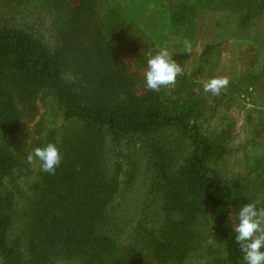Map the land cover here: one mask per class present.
Here are the masks:
<instances>
[{"label": "trees", "instance_id": "trees-1", "mask_svg": "<svg viewBox=\"0 0 264 264\" xmlns=\"http://www.w3.org/2000/svg\"><path fill=\"white\" fill-rule=\"evenodd\" d=\"M100 1L0 0V264L70 259L82 264L135 263L136 255L128 254L127 262L108 233L106 209L117 182L106 176L97 139L104 129L119 141L131 133L167 127L186 135L192 149L177 178L162 162L157 164L167 197L164 228L170 225L169 230L176 227L182 236L189 235L198 212L208 205L228 264H246L233 229L250 192L264 189V158L253 183L214 169L211 163L223 153V144L200 133L193 104L171 106L165 101V87L137 93L139 77L129 72L117 40L106 38L96 19ZM187 6L175 0L167 17L173 33L183 26ZM2 11L7 19L1 18ZM42 91L59 104L64 120H74L82 128L69 131L61 145L54 142V127L34 141V149L54 143L61 163L54 175L41 172L28 187L32 196L20 200L4 183L5 178L12 182L20 158L14 134L21 125V110L15 100ZM174 181L180 190L170 192ZM170 240L168 236L161 245L166 252ZM183 254L180 248L171 255L177 259Z\"/></svg>", "mask_w": 264, "mask_h": 264}, {"label": "rangeland", "instance_id": "rangeland-1", "mask_svg": "<svg viewBox=\"0 0 264 264\" xmlns=\"http://www.w3.org/2000/svg\"><path fill=\"white\" fill-rule=\"evenodd\" d=\"M182 1L188 6L184 24L176 33L170 30L167 19L175 0H101L96 19L105 37L117 40L129 72L139 77L138 94L146 90L147 54L168 50L183 68V75L177 76L174 87L166 88L165 101L171 106L193 104L197 129L223 144V153L211 166L225 177L253 183L264 158V0H244L238 15L211 11V0ZM2 12L1 18L7 19ZM185 41L191 43V53L185 52ZM252 42L257 49L246 46ZM216 76L227 77L228 86L218 96L205 93L203 82ZM44 93L15 100L21 110V125L14 134L20 158L12 182L5 178L4 183L20 200L32 196L28 187L43 172L39 161L33 165L26 160L34 150V141L54 127V142L61 145L69 131L82 128L74 120H64L59 104ZM97 143L106 176L117 182L106 209L108 233L127 262L128 254L133 253L137 256L133 264H228L225 244L214 230L208 205L198 212L189 235L182 236L176 227L169 230L170 225L164 228L167 197L157 164L162 162L164 170L177 178V170L192 149L186 135L167 127L131 133L116 141L104 129ZM173 190H180L175 181L169 185V191ZM249 202L257 208L264 206V189L251 191ZM168 236L171 246L166 252L161 245ZM180 248L184 254L175 259L171 254ZM55 264L82 263L70 259Z\"/></svg>", "mask_w": 264, "mask_h": 264}, {"label": "clouds", "instance_id": "clouds-1", "mask_svg": "<svg viewBox=\"0 0 264 264\" xmlns=\"http://www.w3.org/2000/svg\"><path fill=\"white\" fill-rule=\"evenodd\" d=\"M184 43L185 52L191 53V43ZM147 55L144 73L146 88L159 92L162 87H174L177 76L183 75L181 65L169 55L166 48L158 50L155 54L149 52ZM228 84L227 77H212L203 82V91L218 96ZM26 160L33 165L39 161L41 171L54 175L61 163V154L54 143H47L43 147H36L27 155ZM233 230L236 233L235 242L246 264H264V208L258 209L255 203L251 202L244 204L240 207L238 223Z\"/></svg>", "mask_w": 264, "mask_h": 264}, {"label": "crops", "instance_id": "crops-1", "mask_svg": "<svg viewBox=\"0 0 264 264\" xmlns=\"http://www.w3.org/2000/svg\"><path fill=\"white\" fill-rule=\"evenodd\" d=\"M244 0H211L210 10L218 13L229 14V15H238L243 6ZM234 40V38H232ZM238 39V38H237ZM255 42V41H254ZM252 42L250 45H246L247 47H257L256 43ZM239 44V43H238ZM243 45V44H241ZM244 73V72H241ZM239 72V74H241Z\"/></svg>", "mask_w": 264, "mask_h": 264}]
</instances>
